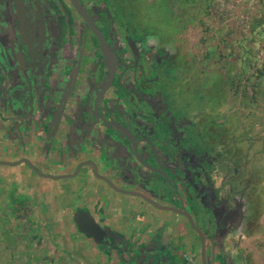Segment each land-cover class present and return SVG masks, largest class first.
I'll return each mask as SVG.
<instances>
[{"label": "flooded vegetation", "instance_id": "flooded-vegetation-1", "mask_svg": "<svg viewBox=\"0 0 264 264\" xmlns=\"http://www.w3.org/2000/svg\"><path fill=\"white\" fill-rule=\"evenodd\" d=\"M138 1L0 0V264H138L142 245L162 264H257L261 142L231 112H184L217 54L192 29H211L220 0ZM92 92L104 125L89 123ZM83 213L100 242L78 231ZM77 232L61 259L55 233Z\"/></svg>", "mask_w": 264, "mask_h": 264}, {"label": "rangeland", "instance_id": "rangeland-1", "mask_svg": "<svg viewBox=\"0 0 264 264\" xmlns=\"http://www.w3.org/2000/svg\"><path fill=\"white\" fill-rule=\"evenodd\" d=\"M138 2L137 4L146 11L147 9L143 0H139ZM262 2L264 0H220L219 4L214 5L212 8L214 17L208 23L211 29L207 33L203 31L200 25L192 29L197 32L194 36L198 39L197 46L200 48V52L206 46H215L214 50L217 54H215L213 63L214 70L208 68L206 73L204 72L203 77L200 78L202 84L208 85L210 88L193 90L192 94L188 95L192 101L189 105L190 107L186 106L187 109L184 112L189 118H192L195 113H200L201 110L202 112L204 111L203 123H206L208 120L214 123L218 119L229 121V113L231 112L240 121L239 124L248 131L246 135L253 143L254 139H259L261 149L264 152V95L262 96V89L264 88L262 84L255 86L257 90L254 94L252 85L250 82H247L246 74L243 71L246 67L245 62L247 59L246 47L243 46L250 47L252 45L251 38L253 35L251 34V28H253L258 20L264 19L261 15L262 11H260ZM262 26L258 28L259 31H264V27ZM175 30L176 28H171L167 25L165 32L171 34ZM203 36H209V39L205 43L200 40ZM263 37L264 35H261L258 43L253 47L255 48L254 51H256L255 57L258 59V64H261V58L264 56V48H262L264 40L261 41ZM219 51L223 53L220 55V58H218ZM201 54L203 55V52ZM252 71H254L253 68L249 69L247 75ZM170 74V70L164 69L162 72L163 76ZM177 81H179L178 77ZM218 84H220L221 88H217ZM223 98L226 99L228 106L223 102ZM252 99L254 105H250ZM169 101L168 95L163 93L160 112L166 115L169 113ZM180 109L183 112V109ZM188 117L187 119L190 120ZM225 123L222 125L224 126ZM222 125H215V127ZM238 132L239 130H229V137L231 134ZM262 160H264V153ZM260 210L261 213L255 232L248 238V245L252 250L251 254L257 259V264H264V185ZM195 220L196 223H200L198 217ZM78 234L84 236L77 232L72 238L75 240ZM136 248H138V245ZM157 248L154 247L146 250L143 245L139 246V251L143 250V254H146L145 259L147 262H145V259L139 260L138 264H142L143 262L145 264H162L161 261L165 256L161 252L162 247ZM176 259L178 260L179 258ZM132 264L134 263L132 262Z\"/></svg>", "mask_w": 264, "mask_h": 264}, {"label": "water", "instance_id": "water-1", "mask_svg": "<svg viewBox=\"0 0 264 264\" xmlns=\"http://www.w3.org/2000/svg\"><path fill=\"white\" fill-rule=\"evenodd\" d=\"M32 4L36 5L37 7L39 6L38 2L37 3L36 2L31 3L30 2V5H32ZM5 62L7 64L9 63V61H5ZM1 76H2V78H5V76L3 74H1ZM23 80L26 81L25 77L23 78ZM10 91H11V89L9 90V92ZM88 97L90 98V105H89V108L87 110L90 113L89 114L90 115L89 123L91 124V126H95V125H98V124L104 125V123H107L106 120L104 118L100 117L99 115H96V114L94 115L92 113V111H93L92 109L97 107V104H98V102L100 101L101 98H98L96 96L95 92L89 93ZM26 106H27V109H28L29 106L27 104H26ZM61 107H62V104L60 102L55 104V109L61 110ZM39 121H40V119H39ZM25 122H26L25 118L21 117L20 118V126L22 124L25 125ZM89 129H90L89 126L84 128L83 134L81 135V139H87V134L89 132ZM53 140H54V138H50L49 141L47 142L49 144L48 148L51 147V144L53 143ZM79 140H80V137L70 136L71 145L73 147L77 148V149L79 148V145H80V141ZM74 222L76 223V226H77V229H78L79 232L87 234V235L93 237L94 240H96V242H100L96 238V232H98V229H99L98 225L94 222V220L92 219V217L90 215L85 214V213H83V214H75L74 215Z\"/></svg>", "mask_w": 264, "mask_h": 264}, {"label": "trees", "instance_id": "trees-1", "mask_svg": "<svg viewBox=\"0 0 264 264\" xmlns=\"http://www.w3.org/2000/svg\"><path fill=\"white\" fill-rule=\"evenodd\" d=\"M260 11H262L261 15L264 17V2H262L261 7H260ZM257 21V20H256ZM264 25V19H260L258 20V22H256L253 26V28H251V34L253 35L252 39V45L250 47H247L246 45H244L243 47H246V67L243 69L244 74H246V80L247 82L251 83L252 85V90L253 93L255 94V91L257 90L255 88V86H259L260 84L263 85L264 88V56L263 58H261V64H258V59H256L255 57V52L253 47L256 46V44L259 41V38L261 37V35L263 36L264 31H259L258 28L260 26ZM264 27V26H262ZM264 40V37L261 38V41ZM262 48H264V43L262 45ZM253 68L254 71H252L249 75H247V73L249 72V69ZM245 95V93H244ZM264 95V89H262V96ZM223 97V96H222ZM254 99V98H253ZM253 99L251 100V104L250 105H254ZM223 102L227 105L226 99L223 98Z\"/></svg>", "mask_w": 264, "mask_h": 264}, {"label": "crops", "instance_id": "crops-1", "mask_svg": "<svg viewBox=\"0 0 264 264\" xmlns=\"http://www.w3.org/2000/svg\"><path fill=\"white\" fill-rule=\"evenodd\" d=\"M39 157L41 158L42 156L39 155ZM64 233H62V236L59 233H55V236L59 238V244L60 247L62 249V254H61V259L63 257H71L73 255V250L74 247L72 248V237L70 235L67 236H63ZM50 256L48 255L46 258L48 259ZM45 261V260H44ZM89 261V260H88Z\"/></svg>", "mask_w": 264, "mask_h": 264}]
</instances>
